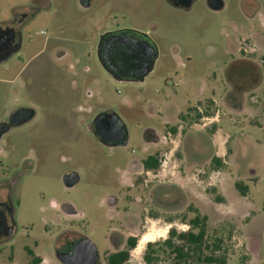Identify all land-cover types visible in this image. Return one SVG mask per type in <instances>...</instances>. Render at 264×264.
<instances>
[{
    "label": "rangeland",
    "instance_id": "obj_1",
    "mask_svg": "<svg viewBox=\"0 0 264 264\" xmlns=\"http://www.w3.org/2000/svg\"><path fill=\"white\" fill-rule=\"evenodd\" d=\"M223 1L221 12L209 9L208 0H196L191 12H179L165 0H96L90 11L80 0H0V22L28 17L23 48L0 67V123L10 122L20 109L35 113L0 137V195L9 198L16 226L14 236L0 243V264H28V250L41 257L42 264H59L52 251L67 225L103 252L107 233L119 226L104 201L110 193L122 191L119 172L126 164L133 158L146 159L151 152L162 156L159 170L147 177L153 184L171 180L174 174L186 177L188 172L196 178L192 189L184 190L188 205L184 212L154 207L159 220H150L138 207L145 228L128 264H146L150 244L158 251L154 264H174V256L160 244L173 229L189 231L188 223L197 212L208 216L209 240H224L227 264H264V86L258 94L251 92L264 76L253 73L247 61L236 60L229 46L237 39L232 25H241L242 10L251 11L253 0ZM123 30L148 32L159 47L161 60L142 83L118 82L99 62L100 37ZM250 31L257 46L250 43L249 52H244L246 46L239 44L242 56L249 55L262 66L264 30ZM226 90L232 91L227 97ZM240 90L248 95L243 114L232 110L241 100ZM213 96L219 106L212 104ZM169 105L181 111L192 107L185 118L200 127L220 112L219 126L233 137L229 156L236 146L232 163L222 167L221 175L212 172L211 164L194 169L178 165L176 158L184 156L181 142L164 125L165 113L172 112ZM103 111L116 113L127 126L126 147L104 146L92 132L95 116ZM148 127L165 137L158 147H146ZM167 157L170 162L165 165ZM72 174L78 183L68 188L64 178ZM250 174L253 182L240 180ZM236 183L248 185V195L242 196ZM68 202L81 217L68 221L55 208ZM164 217L175 220L166 223ZM142 239L153 242L141 243ZM101 264H107L105 257Z\"/></svg>",
    "mask_w": 264,
    "mask_h": 264
},
{
    "label": "flooded vegetation",
    "instance_id": "obj_2",
    "mask_svg": "<svg viewBox=\"0 0 264 264\" xmlns=\"http://www.w3.org/2000/svg\"><path fill=\"white\" fill-rule=\"evenodd\" d=\"M95 1L96 0H80L82 6L86 8L87 11L92 9ZM165 2L167 6L173 10L179 12H191L196 0H165ZM111 3H113V5L115 4V2ZM207 6L214 12H221L225 9V2L223 0H208ZM251 9V11L248 9L242 10L244 19L241 25H232L237 39L236 41L230 40L229 46L232 51L231 55L235 57L236 60L247 61L250 63V69L253 73L264 76V65L261 66L254 64L253 59L249 55L242 56L241 47H239V44H243L246 46V48L242 47L244 52H249L247 51V48L250 49V43H253L254 47L257 46L255 39L252 38L253 42H251L250 29L258 28L259 30H264V4L258 0H253ZM148 16L149 14L144 13L143 19L145 22H149ZM27 21V15H17L12 21L0 22V67L7 64L8 61L16 56L17 53H19L23 48L22 31ZM245 35L248 37H245ZM154 49L155 54L152 57L150 52L151 50L154 51ZM96 52L104 71L107 72L114 80L123 82H144L145 79L155 71L157 63L161 60L160 50L154 38L151 37L148 32L141 33L132 30H123L119 32L103 34L98 42ZM250 54L253 56L254 52H251ZM63 55L64 53L61 52L59 57ZM148 64L149 66L146 70L147 74L145 76L138 75V73L141 70L143 71ZM262 83L263 80L261 81V84ZM243 107L244 103L242 100H240L238 103L233 105L232 110H234L236 113H240L243 111ZM21 110H23L24 114L22 113V116L15 117L18 120H13L14 124L10 126L11 128L27 123L35 115L32 110ZM196 110L202 114L203 117L205 115L207 116L208 114L205 109L203 111L197 107ZM209 117L210 116H207L206 119H210ZM106 122H110V119L108 118ZM3 124H10V122H4ZM5 132H3L2 135ZM92 132L94 134L96 132L94 123L92 126ZM97 138L98 141L104 146L109 148L119 147L117 146V141H101L100 137ZM127 138L129 140L128 132ZM163 138L165 137L163 135L161 136L160 132L153 127L146 128L144 132V141L147 148L158 147L163 142ZM200 141L202 142L201 144L203 146L202 150H204V142L206 143L207 140L201 138ZM0 153H3V149L1 147ZM153 156H159L160 163L162 164V156L153 152H151V154H149L146 159L139 160L133 158L130 160L126 164V167L119 172V183L121 185L122 191H120L118 195L110 193L106 197L104 202L109 208L110 214L115 216L117 219L119 226L117 228H111L107 233L106 249L103 252L97 249L99 254L97 264H101L102 257L106 258V263L108 264L111 256L121 253H129L130 260V254L136 248V246L131 247V245L133 243H136L137 245V239L141 233V229L145 228L143 224L144 220L140 219L137 215L138 207L142 208V211L145 214V219L147 218L150 220H159V217L155 216L157 213H154V207H157L159 210L165 211L166 213L180 211L184 212L187 208L188 205L186 193L176 182H171L169 179L167 181H159L158 183L153 184V181H148L147 177L159 170L149 169L144 164L145 160ZM198 156L199 157H197L196 160H200V164H203L205 160L209 158V154L207 152H202ZM176 160H180V158L177 157ZM168 161L169 157L166 158L164 164H168ZM211 165L212 172L216 175L219 171L224 172L225 168L222 167H226L223 163H221V161H219V159L215 157L211 159ZM237 178L238 176L236 179ZM139 190L141 191V194H138ZM138 201L140 202L139 205ZM55 208L57 211H60L68 221L69 219L82 216L80 213L71 210L69 202L61 206L56 204ZM0 214L2 218L6 220L7 226L13 227L15 232L16 226L13 217V206L9 198H4L2 195H0ZM171 218L172 217H164V219L167 220L166 223L170 224L175 220V218H172L173 220H171ZM14 232L10 237L0 236V243L10 240L14 236ZM87 238L89 237L86 235L69 230V225H67L65 231L61 232L56 238V244L52 251V258L55 259L59 264H66L63 262V257L68 256V258H70V255L72 257L75 246ZM144 240L145 239H142L141 243H143ZM149 242H153V240L148 239L147 243ZM129 260L125 264H128Z\"/></svg>",
    "mask_w": 264,
    "mask_h": 264
},
{
    "label": "crops",
    "instance_id": "obj_3",
    "mask_svg": "<svg viewBox=\"0 0 264 264\" xmlns=\"http://www.w3.org/2000/svg\"><path fill=\"white\" fill-rule=\"evenodd\" d=\"M118 82H123V81H118ZM124 83H129V82H124ZM264 86V82L261 84H257L254 89L251 90L254 94H258L262 92ZM238 94H240V98L245 104V102L248 100V95L244 90L237 91ZM248 92V91H247ZM226 97L232 93L231 90H226ZM215 95V92H214ZM237 95L234 96V98ZM225 97V98H226ZM212 104H216L219 106V101L218 99L213 96L211 98ZM170 107H173L169 105ZM195 107V106H194ZM192 107L187 108L186 111L191 109ZM228 108V107H227ZM170 109V108H169ZM229 109V108H228ZM245 105L243 107V111L241 114L245 113L246 111ZM186 111H181L179 109H176L175 107L172 108V112L170 113V110H168L167 113H165L164 118V125L166 127H170V131H168L169 135H173V138L176 142H181V149H183V158L180 155L178 156L180 160H178V165L183 167H192L194 168H202L204 166H208L211 164V159L212 158H217L221 163H223L226 167H229L230 164L232 163V158L234 157L236 153V146L234 147V152L230 154L228 152V146L233 137H231L229 134H225L221 127L219 126L221 122L220 118V112H218L217 116L213 117L211 123H206L204 124L203 127L197 126L195 124L190 125V118H185L183 119L182 116L186 115ZM238 113V114H240ZM210 127H208L209 125ZM171 134H170V133ZM200 134V135H198ZM171 135V136H172ZM203 137V139H206L207 142H204V150H202V142L197 140L198 136ZM175 151L170 152L169 156H172ZM182 152V151H181ZM202 152H207L209 154V158L205 160L203 164H200V160H196L198 155H200ZM185 153V154H184ZM169 162H170V157H169ZM189 169V168H188ZM250 170V169H249ZM240 171V170H237ZM251 171V170H250ZM192 172H188L186 177H181L180 175H175L173 179H171V182H176L183 190L187 191L188 189L191 188V182L192 180H195L194 177L193 179L190 176ZM223 172L219 171L217 174L221 175ZM221 188H223V179H221ZM240 180H245V181H252L253 182V176L247 175V176H241ZM248 186V185H247ZM249 187V186H248ZM249 193V192H248ZM248 195V194H247Z\"/></svg>",
    "mask_w": 264,
    "mask_h": 264
},
{
    "label": "trees",
    "instance_id": "obj_4",
    "mask_svg": "<svg viewBox=\"0 0 264 264\" xmlns=\"http://www.w3.org/2000/svg\"><path fill=\"white\" fill-rule=\"evenodd\" d=\"M182 118L185 119V116ZM144 164L149 169L158 170L161 163L159 156H153L145 160ZM235 188L242 196H246L249 192V187L243 183H236ZM208 221L207 215H200L197 212L188 223L189 231L184 233H178L174 229L170 231L169 238L160 246L174 256V264H227V251L223 252L224 240L222 238H215L212 242L209 240ZM134 246L136 243L131 245ZM154 247L156 245L150 244L144 255L146 264H154L158 261L159 257L156 256L158 251ZM28 254L31 258L28 264H42L41 257L35 255L33 251H28ZM128 260L129 253L115 254L111 256L108 264H125Z\"/></svg>",
    "mask_w": 264,
    "mask_h": 264
},
{
    "label": "water",
    "instance_id": "obj_5",
    "mask_svg": "<svg viewBox=\"0 0 264 264\" xmlns=\"http://www.w3.org/2000/svg\"><path fill=\"white\" fill-rule=\"evenodd\" d=\"M151 56L155 54L151 50ZM150 63V62H149ZM149 64L144 70L140 71L138 75L145 76L146 70L148 69ZM23 110H18L11 116L10 124H0V137L3 132L9 130L10 126L14 124L13 120H18L15 117L22 116ZM27 115V112H26ZM110 119V122H106L107 119ZM106 122V123H105ZM94 124L96 128L95 136L100 137L101 141L103 140H114L117 141V146L126 147L128 145L127 138V127L123 120L116 113H108L106 111L100 112L94 118ZM78 176L72 174L69 177L64 178L65 186L68 188H73L78 183ZM14 232L13 227L7 226V222L2 218L0 214V236L10 237ZM70 258L63 257V262L66 264H97L99 259V254L96 245L90 239H84L75 246L73 251V256Z\"/></svg>",
    "mask_w": 264,
    "mask_h": 264
},
{
    "label": "bare ground",
    "instance_id": "obj_6",
    "mask_svg": "<svg viewBox=\"0 0 264 264\" xmlns=\"http://www.w3.org/2000/svg\"><path fill=\"white\" fill-rule=\"evenodd\" d=\"M147 241H148V240H147V239H145V240L143 241V243H145V244H146V243H147Z\"/></svg>",
    "mask_w": 264,
    "mask_h": 264
}]
</instances>
